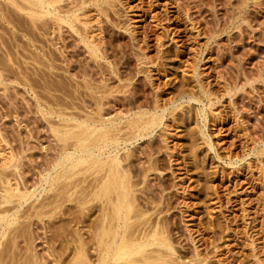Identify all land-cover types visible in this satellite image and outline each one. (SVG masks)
I'll return each mask as SVG.
<instances>
[{"label": "rangeland", "instance_id": "1", "mask_svg": "<svg viewBox=\"0 0 264 264\" xmlns=\"http://www.w3.org/2000/svg\"><path fill=\"white\" fill-rule=\"evenodd\" d=\"M0 1V167L12 159L33 190L43 168L31 165L55 153L50 106L68 118L99 99L103 118L122 124L156 106L161 125L119 154L145 190L138 199L149 198L148 222L158 219L172 246L164 264H264V0H62L55 17L72 15L70 27L47 16L33 25ZM142 147L154 165L143 181ZM70 205L48 225L20 219L1 249L15 244L7 251L18 264H52L62 246L67 261L72 233L85 231Z\"/></svg>", "mask_w": 264, "mask_h": 264}, {"label": "bare ground", "instance_id": "2", "mask_svg": "<svg viewBox=\"0 0 264 264\" xmlns=\"http://www.w3.org/2000/svg\"><path fill=\"white\" fill-rule=\"evenodd\" d=\"M4 1L9 3L13 8H16L17 11L20 10L24 12L25 16L27 15L28 20H30V23L33 25L46 16L48 18L53 17L55 20L57 18L55 16L60 13L57 14V12L60 11L58 9L62 8V6H56V4L62 0ZM71 17L72 15L70 17H65L64 15V17L57 18V21L70 27ZM89 48L88 50H91V55L94 56V53H96L94 51V46L93 48ZM17 70L19 71V69ZM27 88L32 92L31 85H28ZM35 100L37 106H41L36 96ZM98 100L99 99H95L92 103V105H94V108H91L92 111H87V113L86 110L85 112L82 111V108L85 107L86 109V105H82V108L80 107L82 112L79 110L72 114L80 112L84 115H80L79 113L68 118H65L66 116L64 117L63 115L66 112V107L61 109L62 112H50L55 109L49 110L51 106L49 108L46 106L48 109L45 110L44 114L55 115L54 117L58 118L59 121V123H56L58 126L51 127L50 129L52 137L55 139H53L55 142L53 143L55 151H53L55 153L52 159L50 158L51 160H49L48 156H45V158L49 160V162L46 160V162H48L47 166H43L45 160L40 162L42 165H36V162H34L36 167L31 165L33 170L37 167L43 168L36 169L35 173H33L36 177L34 176L35 180L33 182V190L31 189L32 191H28L29 187H26L25 183L27 181L24 182V177L15 173L17 166L15 164L12 165V159L9 160L2 157V165L0 167V264H5L7 262V258L5 257H8V251L10 250L9 253L11 250L13 251L15 245L10 244L13 246L12 248L8 245L9 248H7L9 250L7 249V251L5 248V251L1 249L3 245H5V243L3 244L1 242V239L6 237V235H10L8 236L9 239H6L10 241L4 240L5 238L2 240H4V242L15 243L14 238L18 234H13L12 231H20L17 229L18 227H16L18 222L21 221L20 219H22V221L26 218H37L39 221H42V219L44 220V218L49 219V216L53 212H58L57 210L63 206L64 208L61 209H65V211L63 210L64 212H66L68 207L67 210H69L71 208V203L76 205V207L75 205L73 206V210L75 207V210L77 211L78 209L79 211L77 212L80 213L78 214L79 218L78 215L75 214V217L78 219L77 221L75 217H72L74 219L71 218L73 221L75 220L72 222H80V225L85 228V231L82 232L83 234L81 235L77 234V230L74 231L75 233H72L75 236L73 235V237L71 235V238L74 239H71L73 242L70 240L72 242V252L68 256V258L70 256L71 258L67 261L60 259L61 255H63L60 252V249H63L62 246H60L61 248H52L48 246L50 247V251L51 248L53 249L51 254L48 253L49 249L46 250L48 251L47 254H50L49 257H47H52V259L50 258V263L164 264L165 257L172 256V246L169 244V241H167L168 238L166 235L164 236L163 234L164 232L162 231L160 221L157 219L158 221L153 220L150 223L148 222L149 219L146 215L151 209H149L150 207L146 204H148L149 198L144 196L139 200L136 195L138 192L145 195V190L143 187L137 190L140 183L137 184L131 180L129 170L130 163L127 162V157L129 156L119 154L120 149H125L126 145L148 137L156 127L161 125L163 119L162 112L158 113L156 111L158 107L156 106H153L151 112L150 110L135 109L136 112L132 111L133 113L125 116L124 123L122 124L123 121L121 118L104 119L100 107L101 105ZM46 104L47 102H45V105ZM53 104L55 105V103L51 105ZM73 106L74 105L71 107L70 105L68 107L72 109ZM74 107L77 110L76 105ZM140 107L141 104L138 108ZM56 109L58 110V108ZM71 109L69 110L70 113L68 111L69 115L71 111H73ZM65 115H67V112ZM121 124L123 126H121ZM137 152L139 153V150ZM140 153L145 160H143L145 166H141L142 168L139 170L141 174H143L141 180L143 181L147 173L154 169V165L153 161H151L150 150L146 147H142ZM9 168L12 171L7 172ZM40 196L41 199L38 200ZM65 205L69 206L65 208ZM151 208L153 207L151 206ZM92 209H94L97 214H95L94 217L92 216L94 219L90 218L92 221L90 219L86 220L85 218H88L87 215L92 214L89 213ZM59 213H61V211H59ZM64 214L65 213L61 215ZM46 220H44L45 223ZM48 221L49 220H47V222ZM70 221L71 220H69V222ZM84 221H87V223L84 224ZM44 222L42 225L46 228L48 224L46 223L47 225H44ZM57 230L60 232L59 229ZM60 234L64 235V232ZM84 235L85 237L83 238ZM20 237H22V235ZM52 237L54 240V236ZM59 239L61 241L62 238ZM49 242H51L50 245H52V240ZM62 242L64 241H61V243ZM6 246L7 245L4 247ZM89 253H92V255H89ZM10 255L11 256L8 257L10 260L8 259L7 264H18L17 262L20 261V259L17 257V261L15 262L16 257L12 256L13 253ZM65 255L63 256L64 258L67 257ZM24 259L25 258H23V260ZM26 260L21 263H36L32 261L33 259L30 261H28L29 259Z\"/></svg>", "mask_w": 264, "mask_h": 264}]
</instances>
